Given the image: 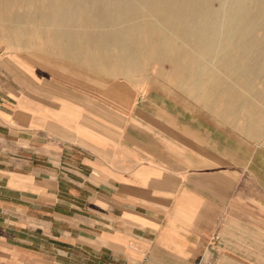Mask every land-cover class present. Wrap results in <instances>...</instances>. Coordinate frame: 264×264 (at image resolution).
I'll return each mask as SVG.
<instances>
[{"label": "crops", "instance_id": "obj_1", "mask_svg": "<svg viewBox=\"0 0 264 264\" xmlns=\"http://www.w3.org/2000/svg\"><path fill=\"white\" fill-rule=\"evenodd\" d=\"M64 63L0 55V264H264V146Z\"/></svg>", "mask_w": 264, "mask_h": 264}, {"label": "bare ground", "instance_id": "obj_2", "mask_svg": "<svg viewBox=\"0 0 264 264\" xmlns=\"http://www.w3.org/2000/svg\"><path fill=\"white\" fill-rule=\"evenodd\" d=\"M77 1L94 5L92 22L108 26L100 33L114 36L111 46L134 55L143 50L177 65L178 76L216 83L207 95L224 97L227 112L232 105L246 108L248 97L264 104V0ZM251 109L258 116L255 128H263L264 107Z\"/></svg>", "mask_w": 264, "mask_h": 264}, {"label": "rangeland", "instance_id": "obj_3", "mask_svg": "<svg viewBox=\"0 0 264 264\" xmlns=\"http://www.w3.org/2000/svg\"><path fill=\"white\" fill-rule=\"evenodd\" d=\"M93 6L77 0H0V55H35L53 62H65L86 73L148 80L170 97L178 94L186 108L189 104L191 108L206 112L210 122L205 118L202 125H209L213 130L227 128L243 141L264 146V127L255 128L258 116L251 111L253 105L264 107L261 99L248 97L246 108L231 104L233 111L225 112L224 97L218 93L207 95L216 83L190 79L181 72L182 76H178L177 65L169 60L159 62L143 50L134 55L124 47L111 46L114 36L100 33L108 26L99 27L92 22ZM101 42L104 44L100 45ZM182 44L187 45V39ZM228 85L241 88L237 82Z\"/></svg>", "mask_w": 264, "mask_h": 264}]
</instances>
